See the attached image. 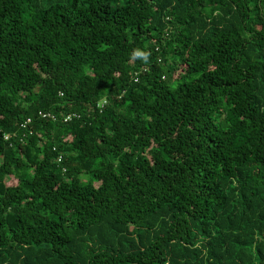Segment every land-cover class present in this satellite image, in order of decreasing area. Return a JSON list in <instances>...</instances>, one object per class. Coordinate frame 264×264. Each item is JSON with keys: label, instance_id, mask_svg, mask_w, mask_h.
<instances>
[{"label": "trees", "instance_id": "obj_1", "mask_svg": "<svg viewBox=\"0 0 264 264\" xmlns=\"http://www.w3.org/2000/svg\"><path fill=\"white\" fill-rule=\"evenodd\" d=\"M0 264H264V0H0Z\"/></svg>", "mask_w": 264, "mask_h": 264}, {"label": "built area", "instance_id": "obj_2", "mask_svg": "<svg viewBox=\"0 0 264 264\" xmlns=\"http://www.w3.org/2000/svg\"><path fill=\"white\" fill-rule=\"evenodd\" d=\"M136 75H137V72H136ZM104 104H105V101H102V102H100L98 104V106L102 107ZM39 115L42 118H53V119H55V116L53 114L49 113V112L39 111ZM75 117H80V115L78 113H69V114H66L64 116V121H70V120H72ZM29 123H31V118H27L26 121L22 122L21 127L22 128H27V126H28ZM8 138H9V136L8 135H5V139H8ZM62 160H63V156L62 155H59L58 158H57V161L59 163H61Z\"/></svg>", "mask_w": 264, "mask_h": 264}, {"label": "clouds", "instance_id": "obj_3", "mask_svg": "<svg viewBox=\"0 0 264 264\" xmlns=\"http://www.w3.org/2000/svg\"><path fill=\"white\" fill-rule=\"evenodd\" d=\"M132 55L134 57H140L143 60H147L149 54L147 52H145V51H141V50L137 49V50H134L133 51Z\"/></svg>", "mask_w": 264, "mask_h": 264}]
</instances>
